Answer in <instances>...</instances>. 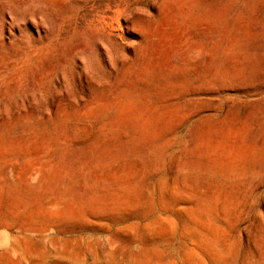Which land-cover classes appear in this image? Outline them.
Returning <instances> with one entry per match:
<instances>
[{"label":"rangeland","instance_id":"obj_1","mask_svg":"<svg viewBox=\"0 0 264 264\" xmlns=\"http://www.w3.org/2000/svg\"><path fill=\"white\" fill-rule=\"evenodd\" d=\"M57 261L264 264V0H0V264Z\"/></svg>","mask_w":264,"mask_h":264},{"label":"bare ground","instance_id":"obj_2","mask_svg":"<svg viewBox=\"0 0 264 264\" xmlns=\"http://www.w3.org/2000/svg\"><path fill=\"white\" fill-rule=\"evenodd\" d=\"M47 254V253H46ZM49 255V254H48ZM63 255V254H62ZM67 255V254H66ZM47 256V255H46ZM64 256V255H63ZM42 257H44V256H42ZM49 257V256H48ZM66 257V256H65ZM47 258V257H46ZM67 258H69L68 256H67ZM31 259V258H30ZM71 259V258H70ZM47 260V259H46ZM74 260H76V259H74ZM41 261V260H40ZM44 261V260H43ZM13 263V262H12ZM15 263V262H14ZM33 263V262H32ZM35 263V262H34ZM23 264V263H22ZM50 264H53V263H50ZM54 264H67V263H65V262H55Z\"/></svg>","mask_w":264,"mask_h":264}]
</instances>
